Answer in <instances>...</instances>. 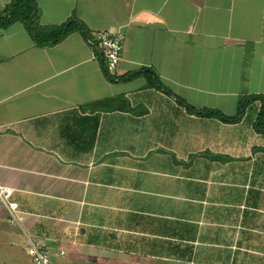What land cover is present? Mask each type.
<instances>
[{
    "label": "crops",
    "instance_id": "1",
    "mask_svg": "<svg viewBox=\"0 0 264 264\" xmlns=\"http://www.w3.org/2000/svg\"><path fill=\"white\" fill-rule=\"evenodd\" d=\"M33 1L40 28L75 20L86 37L73 31L41 46L20 22L0 27V185L12 189L20 218L11 222L0 203V264H33L28 243L51 264H264L259 102L227 124L176 100L233 117L242 99L264 95V0ZM10 2L0 0V13ZM99 32L122 36L112 78ZM198 159L249 170L229 179L227 208L210 228L192 213L107 205L171 199H157L156 186L171 192L173 182L200 216L207 176L189 172Z\"/></svg>",
    "mask_w": 264,
    "mask_h": 264
},
{
    "label": "rangeland",
    "instance_id": "2",
    "mask_svg": "<svg viewBox=\"0 0 264 264\" xmlns=\"http://www.w3.org/2000/svg\"><path fill=\"white\" fill-rule=\"evenodd\" d=\"M189 156V154H188ZM262 164H264V158H261ZM260 161V162H261ZM206 163L202 161V159H198L194 162L193 169H190L189 172H193V177L198 178L202 174L207 176V181L204 184L206 187L205 195L206 201L202 204L200 209V216L198 213L196 215L195 206L196 202H192L188 200V192L185 190L184 185H176L172 182L170 185L171 192L165 190L163 186H156L157 192L161 193V195H157L156 198L159 199L160 196L162 197L163 192L171 193V199L166 200H155V201H124V202H107V205L110 207H116L125 210H148L150 209L152 212H155L157 215H169V214H179V213H186L190 216H195L199 218L200 223H203V228H210L208 222L216 219L212 217L215 214L216 209H223L227 208V206H223V199H228V186L229 179L235 174L240 177L239 181L243 180V176L248 173V169L244 167V165H234L235 167L229 166H218V165H210V168L205 167ZM177 174H180L179 169H177ZM251 172L253 173L254 170ZM262 176L264 177V169L262 170ZM174 179H172L173 181ZM167 181V179H166ZM168 182V181H167ZM181 186V188H180ZM262 185V189H263ZM264 194V193H263ZM167 196V195H166ZM226 201V200H225ZM224 201V202H225ZM193 206V207H192ZM261 213H257L258 220H264V200L261 202V206H259ZM224 219V218H223ZM222 219V220H223ZM256 220V221H258ZM261 222V221H260ZM206 231V230H205ZM207 234V233H204ZM260 237L261 235L258 234ZM254 244L260 243L262 241L261 238L253 239ZM258 247V246H257Z\"/></svg>",
    "mask_w": 264,
    "mask_h": 264
},
{
    "label": "trees",
    "instance_id": "3",
    "mask_svg": "<svg viewBox=\"0 0 264 264\" xmlns=\"http://www.w3.org/2000/svg\"><path fill=\"white\" fill-rule=\"evenodd\" d=\"M20 22L27 29L31 38L41 46L54 45L60 41H62L68 34L73 31L80 32L84 37H86V32L83 29L82 25L75 20H70L66 22L64 25L59 26L57 28L46 29L40 28L36 23V6L33 0H11L9 4H7L2 12L0 13V27H5L11 23ZM144 74L148 80V84L155 85L161 88L160 82L157 79H152V76H148L144 71L139 72L135 75ZM132 76H129L127 79H130ZM167 94H170L169 90H165ZM177 103L182 106L187 113L196 115L198 117L203 118H215L221 121L222 123H237L240 121L241 117L244 114L247 106L255 101L259 102V110L257 113V117L254 123V129L257 133L264 136V95L259 96H251L248 98L242 99L238 104V110L235 116L227 117L221 114L218 110L212 109H194L188 104L184 103L183 100L176 98ZM256 151L264 152V149H258ZM205 158H207L210 162H220L226 163L230 161V159L226 156L212 155L209 153L204 154ZM186 230L189 234L192 232V228L190 224V220L185 219ZM192 236V235H191ZM189 236L188 239H193V236Z\"/></svg>",
    "mask_w": 264,
    "mask_h": 264
},
{
    "label": "built area",
    "instance_id": "4",
    "mask_svg": "<svg viewBox=\"0 0 264 264\" xmlns=\"http://www.w3.org/2000/svg\"><path fill=\"white\" fill-rule=\"evenodd\" d=\"M93 37L102 55L103 71L107 77L112 78L116 74V69L121 58L122 36L109 32H99L93 34ZM12 193L11 188L0 185V203L8 211L9 220L16 223L20 218L17 216V204L11 200ZM26 253L31 258L33 264H51L48 253L39 244L28 243ZM62 254L60 252V255Z\"/></svg>",
    "mask_w": 264,
    "mask_h": 264
}]
</instances>
